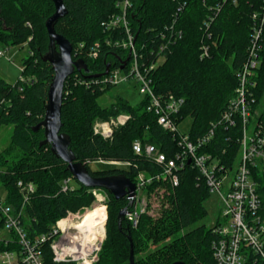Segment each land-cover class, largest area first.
Wrapping results in <instances>:
<instances>
[{
  "label": "trees",
  "instance_id": "1",
  "mask_svg": "<svg viewBox=\"0 0 264 264\" xmlns=\"http://www.w3.org/2000/svg\"><path fill=\"white\" fill-rule=\"evenodd\" d=\"M116 1L62 0L67 13L55 23L54 31L70 42L72 59L84 61L89 72L74 71L64 83L60 132L69 136V147L76 161L84 164L91 176L122 174L135 182L140 173L152 176L159 168L144 156L133 153L134 141L152 144L169 158L177 148L171 134L146 110L147 99L132 106L117 95L111 104L103 107L98 99L111 88L99 90L83 83L92 78L88 76L103 73L106 65L117 67L128 58V52L112 42L123 38V30L112 33L102 26L110 16L118 14ZM131 1L127 20L143 63L154 58L150 51L169 38L171 26L182 33L165 52L163 62L151 72V87L158 96L172 94L184 100L177 122L191 118L188 134L195 140L220 119L234 96L238 86L236 71L247 59L252 32L260 22L253 16L262 17L264 0ZM218 4H221L219 12L207 22V32L211 34L208 38L204 23ZM53 13L52 0H0V46L9 49L27 43L29 51L22 61L21 78L13 84L0 78V127H12L10 143L0 153L3 170L0 180L7 193L5 204L16 211L23 204L18 182L34 186V193L24 207V230L30 241L45 234L68 212L89 208L94 202L91 189L79 183L73 189L61 191L63 181L71 178L67 164L51 153L49 145H41L44 131L36 129L44 119L48 89L54 76L51 65L43 61L49 45L45 23ZM106 41L111 43L106 45ZM204 41L210 45V51L208 58L201 59L199 48ZM258 42L260 64L252 90V123L264 120V28ZM80 44L84 49L79 52ZM96 44H99L97 57L89 59L85 51ZM118 114H129L131 119L114 131L111 140L93 133L96 121ZM240 129L239 119L235 128L220 124L211 144L201 151L235 165ZM99 161L129 162L130 166L122 169L109 165L111 168L93 170L91 165L102 164ZM254 172L257 191L264 203V177L257 169ZM197 173L194 168L185 167L179 175L178 186L173 189L155 180L146 186L145 194L153 193L159 206L155 210L149 203V212L140 215L135 228L125 220L121 228L117 224L118 213L131 208L130 200L126 197L115 200L105 191L106 236L95 264H130V248L134 264H216L211 249L215 235L205 223L210 195ZM96 207L98 203L91 210ZM3 227L0 214V231ZM11 238L12 242H0V253L18 248L16 238ZM41 257L43 264H74L53 262L48 245L41 248Z\"/></svg>",
  "mask_w": 264,
  "mask_h": 264
},
{
  "label": "built area",
  "instance_id": "2",
  "mask_svg": "<svg viewBox=\"0 0 264 264\" xmlns=\"http://www.w3.org/2000/svg\"><path fill=\"white\" fill-rule=\"evenodd\" d=\"M225 0H222L224 2ZM236 0H233V3ZM221 4L212 9V14L205 21L206 37L208 23L220 10ZM118 14L110 16L102 23L104 30L115 32L123 30V38H115L113 45L122 51L128 52L127 63L124 69L109 68L107 74L100 78H89L83 83L86 86L96 87L99 90L117 87L123 84L134 83L138 93L148 104L146 110L156 116L157 124L171 134L176 142L177 150L172 157H167L154 145H143L139 140L132 144L133 153L136 156H144L149 162L159 168L155 175L148 176L140 173L134 182L136 189L130 200L131 208L127 209L125 221L132 227H136L140 215L148 211V196L145 194L146 186L154 180L168 185L171 189L179 184L181 171L190 166L197 170L199 177L208 189L210 197H216L219 206L220 217L211 226L215 235L212 243V255L216 264H264V203L257 191V182L254 179V170L264 177V120L251 122V105L254 102L252 90L256 86L255 73L259 67V38L264 28V11L258 20V25L252 32V39L248 48L247 59L236 71L237 88L234 96L228 101L220 119L211 123L208 131L195 140H191L187 133L179 131L180 123L177 122L179 112L184 100L176 98L172 94L164 96L156 95L151 87V72L159 66L171 45L181 37V32L173 26L169 30V38H166L154 53V58L147 64L140 59L135 46V36L132 34L127 20L128 11L132 7L131 0H117ZM165 38V36H164ZM111 41H106L109 45ZM99 44L85 51L89 59H95L98 54ZM84 45L77 46V50L83 51ZM200 58L209 57L210 45L202 42L200 45ZM4 50L0 48V58L4 57ZM126 61V60H124ZM23 69V68H22ZM1 104V103H0ZM131 119L129 114H118L107 120L96 121L93 125V133L104 140H111L116 129L123 127ZM241 120L239 131L238 156L235 165L223 163L221 158L208 152H202L211 144L215 136L216 128L221 124L226 128H235L236 120ZM225 152V151H224ZM223 152V153H224ZM225 155V154H224ZM102 164L119 168H127L129 162L99 161ZM188 162H190L188 164ZM71 178L63 181L61 191L73 189ZM23 204L16 211L6 205L0 198V214L4 227L9 234L8 239H0V242H12L11 236L16 238L18 248L0 253V264H43L41 248L48 245L55 263L95 264L101 245L106 236L107 222V195L104 190L91 189L94 203H98L104 210L102 218H94L89 224L80 227L85 219L88 208L77 212H68L63 218L56 221L50 229L33 241L28 240L24 230V207L34 193L31 183L17 184ZM91 206V208H92ZM152 211H150L151 213Z\"/></svg>",
  "mask_w": 264,
  "mask_h": 264
},
{
  "label": "water",
  "instance_id": "3",
  "mask_svg": "<svg viewBox=\"0 0 264 264\" xmlns=\"http://www.w3.org/2000/svg\"><path fill=\"white\" fill-rule=\"evenodd\" d=\"M52 2L54 4V13L45 23L49 37V45L47 52L43 57V61L51 65L54 76L48 89L44 119L36 126V129L42 128L44 131V139L41 142V145H49L51 153L67 164V171L70 173L72 179L85 188L104 190L115 200H120L125 197H133L136 186L134 182L126 176L122 174L103 177L91 176L85 165L76 161V157L69 147V136L60 132V112L64 83L68 76L74 71H84L85 73H88L89 70L84 61H74L72 59V45L63 36L55 33V23L60 18L64 17L67 11L62 0H52ZM127 61L128 60L120 62V69H124ZM109 68V65H106L103 73L90 75L88 77L100 78L108 73ZM189 163L190 162H188V164ZM126 211L127 209L124 208L118 213L117 224L119 228H121L122 223L125 220ZM129 262L130 264H134L132 248H130Z\"/></svg>",
  "mask_w": 264,
  "mask_h": 264
},
{
  "label": "rangeland",
  "instance_id": "4",
  "mask_svg": "<svg viewBox=\"0 0 264 264\" xmlns=\"http://www.w3.org/2000/svg\"><path fill=\"white\" fill-rule=\"evenodd\" d=\"M0 48L4 50L5 53V56L0 58V78H2L7 83L13 84L19 78H21L22 61L29 52L28 45L27 43H25L23 45L10 47L9 49L3 46H0ZM134 85H135L134 83H129V84H123L117 87H113L98 99V103L103 107L108 106L109 104H111V102L115 99L117 95H121L126 100H128L132 106L138 105L143 99V97L138 93ZM190 127H191V118H186L180 123L179 131L181 133H187ZM11 134H12L11 126L0 127V153H2L8 147L10 143ZM91 168L93 170H100L105 168H111V166L103 165V164H92ZM122 169H126V168H122ZM2 172L3 170L0 168V174ZM70 185L76 187L79 184L77 181L72 179ZM6 195H7L6 190L2 186L0 180V198L2 200H5ZM148 202L151 204L152 208H155V210L159 206V200L155 196H153V193L150 196H148ZM91 206L88 208V211L92 209ZM98 206L100 205L98 204ZM206 208L208 209V216L205 219V223L211 227L215 223V220H217L220 217V211H219V206L217 205L216 197L213 196L209 198V200L206 203ZM8 238H9L8 232L4 229L1 230L0 239H8Z\"/></svg>",
  "mask_w": 264,
  "mask_h": 264
},
{
  "label": "bare ground",
  "instance_id": "5",
  "mask_svg": "<svg viewBox=\"0 0 264 264\" xmlns=\"http://www.w3.org/2000/svg\"><path fill=\"white\" fill-rule=\"evenodd\" d=\"M198 174V173H197ZM104 210L103 207L98 206L97 208L93 209V210H89L88 212H86L85 214V219L82 221V223L80 224V227L85 226L86 224H89L94 218L100 217L102 218L103 215L101 214V212Z\"/></svg>",
  "mask_w": 264,
  "mask_h": 264
}]
</instances>
